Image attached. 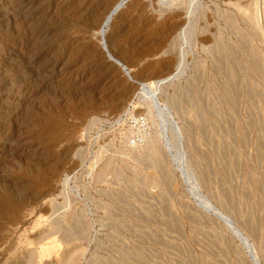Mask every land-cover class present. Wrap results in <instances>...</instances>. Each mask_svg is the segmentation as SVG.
<instances>
[{"label": "rangeland", "instance_id": "374dc122", "mask_svg": "<svg viewBox=\"0 0 264 264\" xmlns=\"http://www.w3.org/2000/svg\"><path fill=\"white\" fill-rule=\"evenodd\" d=\"M25 1L0 0V264H264V0ZM173 76L172 126L140 86Z\"/></svg>", "mask_w": 264, "mask_h": 264}, {"label": "bare ground", "instance_id": "6f19581e", "mask_svg": "<svg viewBox=\"0 0 264 264\" xmlns=\"http://www.w3.org/2000/svg\"><path fill=\"white\" fill-rule=\"evenodd\" d=\"M84 1V0H83ZM106 1V0H105ZM111 1V0H110ZM110 1H107L106 3H107V7L106 8H112V9H110V13L108 14V16L106 17V19L104 20V22H102V23H104L103 24V26H102V28H101V31H100V33H101V35L102 36H104L105 37V33H106V31H107V28H108V26L112 23V21H113V18H114V16L115 15H117L119 12H120V10L122 9V7H123V1H118V2H110ZM26 2V1H25ZM10 3V2H9ZM31 4H33V0H31V1H28L27 0V2H26V6H28V5H31ZM101 5V4H100ZM97 6H98V4H97ZM25 7V6H24ZM89 7V6H88ZM105 8V7H104ZM90 9H93V7L92 8H90ZM99 9V8H98ZM97 9V10H98ZM100 10V9H99ZM28 11V10H27ZM32 11V10H31ZM105 11V10H104ZM16 12V11H15ZM26 12V11H25ZM103 12V11H102ZM22 13V12H21ZM26 14V13H25ZM102 14V13H101ZM251 18H252V16H250ZM101 20V19H100ZM103 21V20H102ZM41 31V30H40ZM24 35V34H23ZM33 35H35V34H33ZM45 35V34H44ZM29 36H30V34H29ZM38 36H40V35H38ZM35 37V36H34ZM40 39V38H39ZM30 40V39H29ZM35 40V39H34ZM42 40V39H41ZM30 42H33V41H30ZM38 42V41H37ZM21 44V43H20ZM36 44H38V43H36ZM35 44V45H36ZM33 45H34V42H33ZM21 46V45H20ZM23 47V46H22ZM28 47V46H27ZM27 47H26V49H27ZM20 53V52H19ZM29 54V53H28ZM25 55V54H24ZM29 56V55H28ZM24 57V56H23ZM28 58V57H27ZM28 60V59H27ZM23 64V63H22ZM45 72V71H44ZM66 74V73H65ZM68 74H70V73H68ZM101 74V73H100ZM156 73H154V75H155ZM97 75V74H96ZM70 76V75H69ZM176 76H173V77H169V78H165V79H162V80H157V81H155V82H153V83H148V82H143V83H141V91H142V95H144L145 97H147L148 99H149V101L151 102V104H152V107L153 108H155L156 110H158V113L160 114V116H161V118L166 122V124L168 123V124H172V126H173V123L174 122H172L173 120H171V118L169 117V115L171 114V112H170V108L167 106V105H161V100H160V97H159V95H160V92H159V90L162 88V87H164V84L167 82V81H172L174 78H175ZM72 78V77H71ZM113 82V81H112ZM152 82V81H151ZM121 87V86H120ZM70 92V91H69ZM91 94V93H90ZM105 96V95H104ZM120 97V96H119ZM149 102V103H150ZM163 107H165V108H168L167 110L166 109H164ZM171 116V115H170ZM162 120V121H163ZM164 124V123H163ZM175 124V123H174ZM176 125V124H175ZM174 125V126H175ZM171 126V127H172ZM176 131V130H175ZM177 131H179V129H177ZM176 131V132H177ZM167 142V141H166ZM167 145H168V143H167ZM166 145V146H167ZM169 149V148H168ZM156 150V149H155ZM156 157L158 158V156L156 155ZM160 158V157H159ZM104 174V173H103ZM100 175V174H99ZM106 175V174H105ZM101 176H102V174H101ZM207 204V203H206ZM212 207V206H211ZM217 210V209H216ZM218 213V212H217ZM73 253V252H72ZM69 254H70V252H66L65 254H64V256H63V258H62V260L60 261V264H75V258L72 256L73 254H71V256H69ZM255 257V256H254ZM256 260V258H254V261ZM256 264H258L257 262H255Z\"/></svg>", "mask_w": 264, "mask_h": 264}, {"label": "water", "instance_id": "95a60500", "mask_svg": "<svg viewBox=\"0 0 264 264\" xmlns=\"http://www.w3.org/2000/svg\"><path fill=\"white\" fill-rule=\"evenodd\" d=\"M126 70V68H124ZM128 73V71H126Z\"/></svg>", "mask_w": 264, "mask_h": 264}]
</instances>
